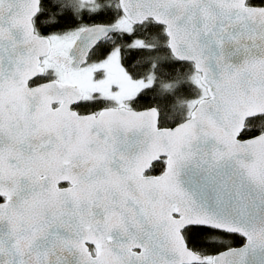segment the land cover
Masks as SVG:
<instances>
[{"label": "snow or ice", "instance_id": "obj_1", "mask_svg": "<svg viewBox=\"0 0 264 264\" xmlns=\"http://www.w3.org/2000/svg\"><path fill=\"white\" fill-rule=\"evenodd\" d=\"M160 29L173 127L104 46ZM0 264H264V0H0Z\"/></svg>", "mask_w": 264, "mask_h": 264}, {"label": "trees", "instance_id": "obj_2", "mask_svg": "<svg viewBox=\"0 0 264 264\" xmlns=\"http://www.w3.org/2000/svg\"><path fill=\"white\" fill-rule=\"evenodd\" d=\"M101 3L104 0H100ZM115 3V0H112ZM81 16H88V9L83 8L80 13ZM115 19L114 15L108 16L104 21L81 20L80 23H111ZM155 37V39H153ZM163 29L156 32L144 31L133 35V40L142 38L146 43L152 45L151 49H138L127 47L128 41L123 39L120 33L110 36L104 43L105 47L113 49L119 47L121 49V63L130 79L133 81H147L151 78V87L145 88L151 99L149 104L132 103V107L136 111H142L146 108H157L161 114V118L165 122L166 127H173L175 123L183 118L186 111L182 103H177L179 97L181 101L190 100L194 97V90L188 88V81L191 75V68L187 64H180L175 62L168 52L166 45L167 41L163 38ZM112 41H115L113 43ZM139 51L141 54L136 57L140 63L136 64L134 69H130L127 60L131 58V52ZM94 60L101 59V53L96 51V55L91 57ZM135 63V61H133ZM177 83V90L175 95H165L169 90L164 86ZM93 103V102H90ZM175 105V107H173Z\"/></svg>", "mask_w": 264, "mask_h": 264}, {"label": "rangeland", "instance_id": "obj_3", "mask_svg": "<svg viewBox=\"0 0 264 264\" xmlns=\"http://www.w3.org/2000/svg\"><path fill=\"white\" fill-rule=\"evenodd\" d=\"M90 6H91L90 4L85 3L83 8L88 9ZM97 76L101 77V79L103 78L101 73H97ZM134 82H139V81H134ZM144 82L147 83L148 80L144 81ZM82 102H94V101L92 100V98L90 96H88L87 98L82 99Z\"/></svg>", "mask_w": 264, "mask_h": 264}, {"label": "water", "instance_id": "obj_4", "mask_svg": "<svg viewBox=\"0 0 264 264\" xmlns=\"http://www.w3.org/2000/svg\"><path fill=\"white\" fill-rule=\"evenodd\" d=\"M116 34H118V33H113V34H111L110 36H113V35H116ZM163 34H164V31H163ZM110 36H109V37H110ZM166 48H167L168 52L170 53V51H169L167 45H166ZM170 56H171V58H172L175 62L180 63V62H178V61L175 60L174 56H173L171 53H170ZM180 64H181V63H180ZM241 126H242V127L245 126L244 123H243V120H241Z\"/></svg>", "mask_w": 264, "mask_h": 264}, {"label": "flooded vegetation", "instance_id": "obj_5", "mask_svg": "<svg viewBox=\"0 0 264 264\" xmlns=\"http://www.w3.org/2000/svg\"><path fill=\"white\" fill-rule=\"evenodd\" d=\"M86 103H90V102H86Z\"/></svg>", "mask_w": 264, "mask_h": 264}]
</instances>
